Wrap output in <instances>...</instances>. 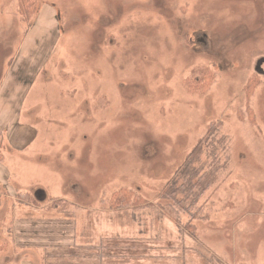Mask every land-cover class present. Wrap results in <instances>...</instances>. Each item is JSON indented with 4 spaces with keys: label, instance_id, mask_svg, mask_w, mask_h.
Here are the masks:
<instances>
[{
    "label": "rangeland",
    "instance_id": "rangeland-1",
    "mask_svg": "<svg viewBox=\"0 0 264 264\" xmlns=\"http://www.w3.org/2000/svg\"><path fill=\"white\" fill-rule=\"evenodd\" d=\"M19 5L0 0V117L25 67L16 111L39 146L15 153L16 124L0 128V264L22 261L7 191L88 249L44 264H264V0H35L27 20ZM204 137L227 141L213 183L164 197L187 161L213 166L189 157Z\"/></svg>",
    "mask_w": 264,
    "mask_h": 264
},
{
    "label": "crops",
    "instance_id": "crops-1",
    "mask_svg": "<svg viewBox=\"0 0 264 264\" xmlns=\"http://www.w3.org/2000/svg\"><path fill=\"white\" fill-rule=\"evenodd\" d=\"M28 43V40L24 41L23 47H28ZM30 46L31 44H29V48ZM22 69L25 71L26 68H16L13 71L10 82V85H12L11 88L9 87L8 90H6V92H8L7 94L5 91L1 93L3 94L1 98L5 99L6 103L8 101L9 108L6 109V113L3 112L7 126L6 124H2V117H0V128L3 129L6 127L8 130L11 128L10 126L13 125V122L14 125L16 124L14 130L16 133L11 136V143L7 142V146L9 143V148L15 153L25 152L33 145L39 146V144L36 143V135L38 134L36 130H34L31 126L18 121V115L16 111L17 102L15 101H18V95L21 89L18 87L20 81L17 80V77H20V80L25 79ZM16 70L19 71L16 72ZM14 79L16 84L13 87ZM7 193L8 197L16 203L13 205L14 213L10 222V238L12 245L9 251H12V256H9V259H13V257L16 259V256H18V258L20 256L19 262L22 260L20 264H32V259L37 258L38 261H41L44 264L43 261L45 260V255L47 256V254H49L51 256V253L60 254L59 252L61 251L59 249L64 248L66 250H70V252L74 251L75 255L78 251L77 254L79 259L85 257L83 251L88 249L79 248L81 246L75 243L73 245L71 243H67L66 246L61 248V244H56L55 241L52 240L55 237H60L59 241L68 242L72 235L75 236L73 224L71 231V226L67 225L64 227V225L60 222L63 221L62 218L57 217L56 219L59 221L58 223L47 225L45 222L47 219V213H42L46 209L42 207L38 208L31 205L20 204L14 198L15 193H10V191H7ZM45 212H47V210ZM88 254L92 255L91 253H87L86 257H88Z\"/></svg>",
    "mask_w": 264,
    "mask_h": 264
},
{
    "label": "trees",
    "instance_id": "trees-1",
    "mask_svg": "<svg viewBox=\"0 0 264 264\" xmlns=\"http://www.w3.org/2000/svg\"><path fill=\"white\" fill-rule=\"evenodd\" d=\"M34 5H35V0H20L19 11L24 20H27L30 17V14H32L33 12ZM213 129H214V125L211 124V126L207 130V134L205 137L210 136V139L213 140ZM205 137L203 138L201 142L204 141ZM203 143H204V146L198 145L196 147V150H194L189 155V157L190 159L193 158V160L194 159L196 160L200 158V156L203 155V151H205V159L207 161L211 160L210 164H212L213 166H211L208 171H205L201 175L199 174V170L195 169L194 167L192 168L189 167L188 166L189 161H187L184 168L179 169L177 172L178 176H181L180 179L183 180V182H181L180 188L172 190L170 188V183H169L164 189H162V193L164 197L165 196L170 197V195L174 194L178 190H182L183 193H186V196H190L191 191L195 190V194H193V197L196 198V197H199L213 183V182L211 183L210 177L213 175V173L215 174L217 170L216 164L214 162L215 159L220 160L219 156H223L224 161L225 162L227 161V155L225 154L226 147H227V141L225 137H222L215 143H212V142L207 143V141H204ZM196 178H197V181L194 182V179ZM118 203L119 202L115 204L116 208H121L123 205L124 206L131 205L127 203L120 205Z\"/></svg>",
    "mask_w": 264,
    "mask_h": 264
}]
</instances>
